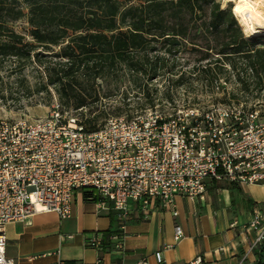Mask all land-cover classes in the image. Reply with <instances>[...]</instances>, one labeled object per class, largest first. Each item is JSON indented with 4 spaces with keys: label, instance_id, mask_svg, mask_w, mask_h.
Returning a JSON list of instances; mask_svg holds the SVG:
<instances>
[{
    "label": "built area",
    "instance_id": "2783aa9c",
    "mask_svg": "<svg viewBox=\"0 0 264 264\" xmlns=\"http://www.w3.org/2000/svg\"><path fill=\"white\" fill-rule=\"evenodd\" d=\"M259 117L242 105L205 112L148 110L129 119L108 118L89 131L55 102L41 119L0 120L3 264H15L6 256L7 224L42 212L68 218L76 192L115 211L122 232L131 204L145 217L156 203L175 214V198L202 197L207 181L264 185V119ZM245 229L255 235L253 250L264 240V204L253 209ZM182 236L176 226L174 239ZM111 240L123 253V233ZM101 242L102 236L87 240L97 250ZM155 258L162 263L160 252Z\"/></svg>",
    "mask_w": 264,
    "mask_h": 264
},
{
    "label": "trees",
    "instance_id": "16d2710c",
    "mask_svg": "<svg viewBox=\"0 0 264 264\" xmlns=\"http://www.w3.org/2000/svg\"><path fill=\"white\" fill-rule=\"evenodd\" d=\"M121 7L120 0H0V62L37 64L47 86L74 109L98 102V82L116 83L123 72L145 78L142 93L148 96L158 76L159 53L199 55L193 71L209 85L227 83L229 69L241 91L264 90L261 37L244 36L231 4L221 10L216 0H139L138 5ZM22 18L26 35L12 28ZM45 58L52 60L45 63ZM96 117L83 122L89 131L98 129ZM223 182L229 189L238 187ZM83 199L91 202L85 193ZM120 233L102 234L98 251L120 254L111 240ZM253 250L254 264H264V240Z\"/></svg>",
    "mask_w": 264,
    "mask_h": 264
},
{
    "label": "crops",
    "instance_id": "0c3cea01",
    "mask_svg": "<svg viewBox=\"0 0 264 264\" xmlns=\"http://www.w3.org/2000/svg\"><path fill=\"white\" fill-rule=\"evenodd\" d=\"M223 183L207 181L202 197H176L175 214L156 203L145 217L131 204L122 229L124 252L116 255L90 247L87 240L120 229L118 214L76 192L68 218L42 212L7 224L6 256L15 264H254L255 235L245 227L253 209L264 204V185L229 189ZM176 226L183 232L177 241Z\"/></svg>",
    "mask_w": 264,
    "mask_h": 264
},
{
    "label": "rangeland",
    "instance_id": "374dc122",
    "mask_svg": "<svg viewBox=\"0 0 264 264\" xmlns=\"http://www.w3.org/2000/svg\"><path fill=\"white\" fill-rule=\"evenodd\" d=\"M120 1L121 10L139 4V0ZM216 1L221 5L222 0ZM231 5L233 7V4ZM12 28L17 33L26 35L28 30L26 19L22 18L13 23ZM253 36H260V44L264 46V36L259 34ZM158 55V76L152 81L148 96L146 92L142 93L145 78L123 72L119 73L116 83L111 80L99 81L102 98L81 109L62 104L54 88L47 86L45 74L37 64L18 63L14 59L1 61L0 120L41 119L48 114L55 102L60 105L65 115L75 116L82 122L97 116L98 127L108 118L129 119L148 110L160 114L187 108L205 112L213 107L238 105L257 110L259 118L264 119V90L241 91L229 69H226L229 74H224L229 78L227 83L220 80L214 85H209L202 75L193 71V67L199 65L197 62L199 55L190 51L173 56L161 53ZM51 60L43 59L45 63ZM201 64H205V61Z\"/></svg>",
    "mask_w": 264,
    "mask_h": 264
},
{
    "label": "clouds",
    "instance_id": "9594fccd",
    "mask_svg": "<svg viewBox=\"0 0 264 264\" xmlns=\"http://www.w3.org/2000/svg\"><path fill=\"white\" fill-rule=\"evenodd\" d=\"M233 4L232 16L246 38L264 31V0H222L221 10H227ZM4 245L0 242V253ZM0 264H3L0 256Z\"/></svg>",
    "mask_w": 264,
    "mask_h": 264
},
{
    "label": "water",
    "instance_id": "95a60500",
    "mask_svg": "<svg viewBox=\"0 0 264 264\" xmlns=\"http://www.w3.org/2000/svg\"><path fill=\"white\" fill-rule=\"evenodd\" d=\"M255 35H258V34H255ZM259 35H262V36H264V33H262V34H259ZM253 36V35H252Z\"/></svg>",
    "mask_w": 264,
    "mask_h": 264
},
{
    "label": "bare ground",
    "instance_id": "6f19581e",
    "mask_svg": "<svg viewBox=\"0 0 264 264\" xmlns=\"http://www.w3.org/2000/svg\"><path fill=\"white\" fill-rule=\"evenodd\" d=\"M262 33H264V31H261L260 33H258V34H262Z\"/></svg>",
    "mask_w": 264,
    "mask_h": 264
}]
</instances>
